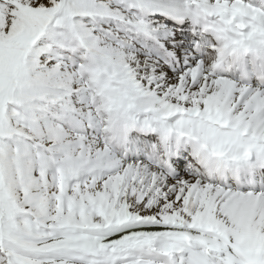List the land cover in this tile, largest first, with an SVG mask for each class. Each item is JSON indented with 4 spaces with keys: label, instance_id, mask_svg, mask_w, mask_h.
I'll return each mask as SVG.
<instances>
[{
    "label": "snow or ice",
    "instance_id": "6c2138e0",
    "mask_svg": "<svg viewBox=\"0 0 264 264\" xmlns=\"http://www.w3.org/2000/svg\"><path fill=\"white\" fill-rule=\"evenodd\" d=\"M0 264H264V0H0Z\"/></svg>",
    "mask_w": 264,
    "mask_h": 264
}]
</instances>
